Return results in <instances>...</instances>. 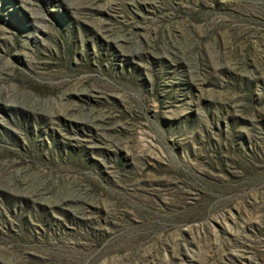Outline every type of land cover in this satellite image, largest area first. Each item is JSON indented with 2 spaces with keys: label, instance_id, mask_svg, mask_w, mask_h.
<instances>
[{
  "label": "rangeland",
  "instance_id": "rangeland-1",
  "mask_svg": "<svg viewBox=\"0 0 264 264\" xmlns=\"http://www.w3.org/2000/svg\"><path fill=\"white\" fill-rule=\"evenodd\" d=\"M0 264H264V0H0Z\"/></svg>",
  "mask_w": 264,
  "mask_h": 264
}]
</instances>
